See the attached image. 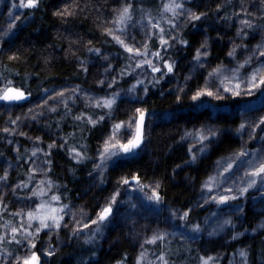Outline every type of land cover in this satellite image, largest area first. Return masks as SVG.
Returning <instances> with one entry per match:
<instances>
[{"label":"trees","instance_id":"obj_1","mask_svg":"<svg viewBox=\"0 0 264 264\" xmlns=\"http://www.w3.org/2000/svg\"><path fill=\"white\" fill-rule=\"evenodd\" d=\"M7 1L11 2L10 7L3 6ZM122 2L123 0H41L39 8L17 7L12 9V15L9 16V9L13 4L18 5L17 0H13V2L12 0H0V33L8 29L15 17H20L15 21L16 26L7 35H0V83L4 80H12L16 86H22L32 93L30 100L24 104L18 106L0 104V153H3L0 155V175H3L7 169L10 177L8 188L0 183V193H7L5 203L8 204V208L0 210V216H3L4 220L9 219L11 213L9 205L14 200H22V195L29 192L25 189V192L27 191L25 193L22 189L13 195L10 189L13 184H18L21 180L27 181V172L31 168L28 158L33 143L39 145L42 152L49 153L44 159L51 160L52 163L44 164L42 168L51 170L48 178L60 186L61 202L71 205L73 211L84 208L85 212L94 219L93 209L98 211L99 207L103 206L102 195H105L106 192L112 193L119 187L123 197L127 188L125 189V186L120 184V177L127 176L129 173H138L142 176L145 185L154 187L157 181L160 182L161 187L158 191H160L163 201L155 209V214L137 215L132 232L142 234V237L150 236L153 231L168 227V225L164 226L160 223L159 219L161 220L163 217L167 218L166 221L169 224L177 225L180 221L170 218L169 209H175L180 214L190 211L187 224L191 225L201 222L209 215L210 202H204L202 204L204 208L195 210L199 197L198 186L209 175L212 166L217 161L223 160L240 149L243 140L235 133V128L240 123L238 110L240 106L254 101L256 97L229 100L227 106H221V110L199 107L197 102L192 101L190 97L198 85L203 86V76L207 75L208 71L221 62L229 63L227 52L233 46V38L237 44L246 43L248 45L247 50L243 48L237 50V59L242 60L261 40L260 29L257 28L252 36L242 40L235 37L238 27V21L235 18L232 21L220 19L226 14L231 16L234 11L238 12L240 0H232L231 4H227L220 11L219 16L215 9L218 4L224 3V0H184L185 6L193 7V11H197V14L199 11L208 14L207 18H202L199 22L188 23L187 27L184 26L186 17L182 16L178 21L181 27L175 31L169 30L171 36L183 37L190 42L189 45L174 44L172 40H169V44L173 46L164 50L159 45L157 37L154 38L156 42L150 49L151 51H161L165 59L175 61L178 65L176 73L166 76L160 80L159 84L153 86L148 81L155 74H152L150 70L140 69V73L144 74L145 71L148 73L147 76L143 75L142 79L145 81V86L149 88V92L144 94L143 86H141L138 98L121 95L117 99L118 107L113 109L112 118L93 128L87 123L88 116L91 115L95 119L108 110L97 109L94 104L86 106V94L100 92L108 82H112L113 76L116 77L114 85H127V80L130 81L129 76L121 78L119 75L121 69L127 67V56L114 44L112 36L105 31V29L113 27V10L119 9ZM134 2L135 10L140 8L156 14L157 8L161 4V2L157 4V0H134ZM253 2L256 6L246 2L249 11L254 13L250 18L257 25L264 24V20L260 18V13L256 10L258 0H253ZM66 4L71 6L70 10L74 15L53 14L58 9L61 12L64 11ZM163 26L168 30V25L164 24ZM218 33H222L224 38L220 39ZM136 35L138 40H142L145 32L140 30ZM205 36L210 38V60L202 71L197 70L196 73H193L192 80L185 82L183 77L188 74L189 69L195 63L192 57L195 56V50L200 46ZM89 48L101 49L102 54L109 57L108 61L89 52ZM14 53L19 54V59L10 61L8 57ZM150 58L155 61V58ZM155 62L159 66V62ZM202 62L204 61L202 60ZM109 63L113 65L115 71L109 69L108 72H105ZM232 63L234 65L235 61ZM84 67L89 70L85 72ZM101 79L106 81L105 85L97 83ZM77 86L80 90L73 95L71 89ZM181 87L186 89V95L179 93ZM43 89H48V92L45 93ZM64 90H68L65 92L67 109L64 103L53 99L49 101L48 107H55V112H50L45 108L43 109L44 114L37 120L31 118L32 114L41 111L36 105L42 103V99L48 100L50 96ZM177 94L182 96L180 102L175 99ZM203 103L215 105L218 102L204 98ZM135 107L147 110L146 145L139 150L134 158L127 157L117 165L110 164L105 170V183L101 184L100 190L95 186L87 191L83 190L86 182L85 177L88 173L87 165L92 161L88 162L86 159L82 163H77L69 155V149L75 147L90 158L99 154L97 149L102 148V133L110 131L113 123L121 120L126 122L128 116L134 114ZM5 108L8 110L5 111ZM29 109H32V114L28 113ZM81 113H84L82 121L75 120L74 117ZM260 115H264V102L255 104L249 119L255 120ZM17 116L21 117L17 125L8 123L10 119H15ZM4 127H8L10 133H4L2 131ZM201 127L220 128L224 130V134L213 141L209 151L198 155L199 147L196 148L194 145L195 140L191 137L182 140L181 137L185 131ZM13 128H16L15 132L11 131ZM20 132H24L26 135L22 136L19 134ZM259 135L264 134L259 133L256 140L248 144L249 149L256 142L262 143ZM37 136L41 137L40 141L35 140ZM7 141H11V143H7ZM54 141L58 146L49 149L48 144ZM59 145L64 146L60 147ZM189 146H193L196 150L197 162L194 164H185V161H190L192 155L188 152ZM94 178L97 179V177ZM36 182L30 186L33 187ZM54 191L56 190L54 189ZM149 193L150 189L145 188V191L140 195L146 198L147 195H150ZM249 194L245 198H248ZM248 200L246 199L245 203L240 206L245 208L242 217L249 228L257 214L249 208ZM117 205L119 203L114 207ZM118 215L116 214V220L108 228H105V236L101 242L94 243V246L84 243V239L89 233L77 237L73 236L70 231L60 230L59 238L63 239L61 247L56 246L57 237L51 238L52 236H50L48 241L53 246L54 256L46 260L47 264H96V262L98 264H115L116 260L125 256L127 264H133L140 251L139 243L133 241L132 236L129 235L130 230L127 235L126 221ZM67 219H70V216ZM0 222L3 221L0 220ZM168 231L171 232L169 227ZM170 236L167 237L165 245L171 249L168 256L171 264H198V258L203 256L201 241L193 243L189 240L185 241V238L171 239ZM142 237L140 240L144 239ZM42 239L47 241L48 235L42 236ZM5 247L12 253L19 250L13 243H6ZM149 247L151 259H154L152 254L158 255V248L161 246L150 245ZM240 249L247 250L248 264H264V230L253 234H243L226 245L219 243V247L214 251L215 253L222 252L214 256L217 259V264H241L240 261L236 262ZM93 252L96 253L95 256L92 255Z\"/></svg>","mask_w":264,"mask_h":264},{"label":"snow or ice","instance_id":"obj_2","mask_svg":"<svg viewBox=\"0 0 264 264\" xmlns=\"http://www.w3.org/2000/svg\"><path fill=\"white\" fill-rule=\"evenodd\" d=\"M250 4L256 6L253 0H240L239 11H234L231 16L225 15L220 17L222 20L232 21L233 18L238 21V27L236 28L235 37L247 38L255 33L257 28L260 29L261 40L254 45L250 52L242 59H237L238 49L243 48L247 50L248 45L246 43H235L233 38V46L227 52V57L229 58V63L225 64L221 62L216 67L212 68L207 72V75L203 76L204 84L203 86H197L194 93L191 95L190 99L197 102L199 107H211L214 110H221V106H227L229 100L235 101L241 97L252 96L254 93H260L264 95V24L257 25L252 17L253 12L249 11L246 6ZM41 0H20L19 4H13L9 9V16L12 15V9L14 8H26V9H37L39 8ZM232 0H224V3L218 4L216 6L215 12L217 16L221 10H223L227 4H231ZM70 5L64 6V11L59 9L53 13L54 15L60 16H70L74 13L70 10ZM136 8L134 0H123L122 5L119 9H114V16L112 20L113 27L105 29L106 33L112 36V39L123 49L124 53H127V60L129 61L127 65V70L121 69L119 75L123 78L128 74V70L135 73L136 69H147L153 75L152 79L148 83L156 84L160 83L161 79L166 76L176 73L178 65L175 61H169L164 58L161 51H151V47L155 44V39L158 37L159 45L162 49L167 50L173 45L169 44V40L173 43H178L180 45H189V41L183 39V37L171 36L169 30L175 31L180 28L178 23L179 19L184 16L186 17L185 27L187 24L196 21H201L202 18H207L208 14L203 11H193V7H186L184 0H161L160 6L157 8V14L159 19H156L151 15L150 11H143L141 9V16L138 20L134 22V10ZM198 10V9H197ZM257 12L260 13V18L264 19V0H258ZM20 17H15L14 20L8 26L3 33L0 35H7L13 27L16 26L15 21L19 20ZM146 21V23H145ZM168 25V30L163 26ZM139 25L141 29L144 30V43L141 46H137V39L135 35H130L128 33V27H135ZM250 30V31H246ZM118 33V34H117ZM167 37V38H166ZM218 37L223 39V34L218 33ZM209 37L205 36L200 46L195 50V56L192 57L195 63L189 69L187 75H185L184 81L188 82L193 79V73L197 70H203L206 63L210 60V44ZM152 41L150 45L148 41ZM131 41V42H129ZM91 43V42H89ZM89 52H93L97 57L108 61L109 57L103 55L101 49L99 48H89ZM159 62V66L154 61ZM11 60H18L19 54L14 53L8 57ZM202 60L204 62H202ZM233 61H235L233 65ZM135 64V68L132 64ZM83 65V62H81ZM109 69H113L111 63L105 68V72ZM166 69V71H164ZM89 69L84 67V71L87 72ZM147 71L144 75L147 76ZM99 85H105L106 81L101 79L97 81ZM116 83V77H112V82L108 83L109 88L112 84ZM138 85L143 86V93L147 94L149 88L145 86V81L140 78H136L134 84L127 88L125 95L137 98L136 94L140 92ZM79 86L71 89V93L75 95L78 92ZM45 93L48 89H43ZM68 90L60 91L55 93L54 96H50L48 100H43L42 103L36 105L37 108L41 109L40 112L32 114V109L28 110L31 118L37 120L39 116H42L43 109L47 108L50 112H55V107H48L49 101L53 99H58L60 103H64L67 109L68 105L65 100V92ZM179 93L187 94L184 87L179 88ZM32 95L31 92L27 91L26 88L22 86H16L12 80H4L0 83V102L5 105H20L21 102L28 100ZM120 93H113L112 95H107L105 93L101 96H87L86 106L88 104H94L97 109H107L103 115L97 118H92L91 115L87 118V123L95 128L98 124L106 122L108 119L112 118L113 109L118 107L117 96ZM204 98H209L210 100H215L218 103L215 105L209 103H203ZM177 102L182 100V96L177 94L175 97ZM8 109L5 108V111ZM251 114V107L244 106L239 112L240 123L235 128V133L240 136L243 140V133L246 129H251L248 133V140H256L259 133H264V115H260L255 120H250L249 116ZM84 113L74 117L77 121H82ZM21 117L17 116L15 119H10L8 123L17 125ZM148 128L147 123V110L142 107H135L134 114L129 115L127 122L121 120L117 123L111 124L110 131L105 133V138L102 140V148H98L100 163H93V169L100 172L99 184L105 183L104 175L107 164L110 161L119 160L122 156L135 157L139 153V150L146 145V132ZM4 133H10L8 127L2 129ZM12 132L16 131V128L11 129ZM20 135L24 136L26 133L20 132ZM224 134V130L220 128L213 129L211 127L200 129H193L192 131H185L184 135L181 137L182 140L191 137L199 145V152L201 154L209 151L214 140L219 139ZM31 139V137H29ZM259 139L262 142L260 148L249 149L247 142L243 143L238 152L233 154L230 162H227L226 166L221 162L217 161V170L214 175H209L207 180L201 185L202 198L205 203L209 200L215 202L217 205H227L231 201H239L241 197H245L250 190H255L258 192L261 202L264 203V135H259ZM36 141H40L41 137H35ZM11 143V141H9ZM58 145L54 141L48 144L49 149H54ZM63 147L64 145H59ZM43 150L40 147H33L31 151L32 157H37L38 153ZM188 152L192 153L190 161H185V164L196 163L197 155L196 150L193 146H189ZM3 155V153H0ZM45 156L49 153L45 152ZM69 155L72 156L77 163H82L86 159H91L87 157L82 150H77L75 147L69 149ZM240 163L243 168V175L237 176L232 180V186L223 189V192L218 195H212L214 188H220L223 184V180L218 181V177L223 178L225 174L230 173L233 170L234 164ZM33 167L28 169L27 181L21 180L18 184H13L11 186V193L16 194L17 191L22 189H29V184H33L35 177L37 175L41 176V179L34 184V186L29 190L28 194L24 197L25 207L19 208L17 211L9 214V219L4 220L3 216H0V259L9 260L11 264H47L43 257L54 256L53 246L50 242L45 241L44 245L41 244L42 236L55 234L59 236L60 230H67L71 226V234L73 236H80L84 229H89L88 235L84 239L85 244H94L96 242V237L101 235L104 231L105 225L111 222L116 214V209L114 205L122 203L118 198L122 195V192L117 187L110 196L105 198V204L99 207V210L93 209L95 213V219L92 218L84 208H80L78 211H73L72 206L69 204L62 203V195L59 194V185L48 178L50 169H44L41 165L36 164L35 160L32 161ZM45 164H51V160H45ZM11 167V165H9ZM179 167V165H177ZM222 169V170H220ZM10 177L8 175V170L5 169L4 174L0 175V183L5 188H8ZM239 181V183H237ZM120 184L125 186V189L130 183L136 184L138 186V191L144 192L145 188H149L151 195H147L146 199L148 201L154 202L156 205H160L163 201V197L158 191L161 187L159 181L155 183V186L145 185L143 183V178L138 173H129L127 176L120 177ZM54 189L56 191H54ZM7 198V193H0V210H7L8 204L5 203ZM129 208H137L136 203H132L131 200L128 201ZM197 207H202L198 202ZM245 212V208L241 207L239 203L233 209L234 214L242 215ZM79 214V219L77 215ZM170 218L173 220L179 219L184 221L187 225V220L190 216V211H184L180 214L175 209H169ZM215 215V214H214ZM71 220H68V217ZM262 220L261 223L253 228L252 231L264 230V208L261 209ZM12 217H20L19 223ZM85 220L87 222H85ZM77 225L79 227H77ZM94 226V227H93ZM133 226L135 227V221H133ZM227 226L235 228V224L231 216L223 219L222 222H218L216 226L209 231L207 235L209 237L216 236L219 232L224 231ZM205 229L201 227L200 224H192L190 228V233L193 234L188 236V239L198 238V234L204 232ZM247 231V229H245ZM129 235L132 236L133 241L139 243L141 251L135 257L133 264H171L168 256L171 253L170 247L165 245V241L169 235H176L175 232H169L167 229L160 231H153L152 234L145 235L143 240H137L139 233L130 232ZM182 238H183V234ZM243 235L241 232H233L231 239L235 240L239 236ZM16 244L23 246L25 248V253L22 255H16L14 261L11 260L13 253L9 251L5 244ZM145 245H160L158 248L159 254L153 253L154 259L148 257L147 249ZM167 248V250H165ZM93 256L96 255L95 252L92 253ZM239 257H241V264H248V252L246 249H240L238 252ZM98 264V262H96ZM115 264H127V257H122L115 261ZM198 264H217L216 257L212 255H204L198 258Z\"/></svg>","mask_w":264,"mask_h":264},{"label":"rangeland","instance_id":"obj_3","mask_svg":"<svg viewBox=\"0 0 264 264\" xmlns=\"http://www.w3.org/2000/svg\"><path fill=\"white\" fill-rule=\"evenodd\" d=\"M12 2H13V0H12ZM19 2H20V0H17L18 4H19ZM160 2H161V0H157V4H159ZM1 3H3V2L1 1ZM4 3L5 4L3 6L10 7L11 2L9 3V1H7V3L6 2H4ZM143 11H146V10L143 9ZM147 11H149V10H147ZM141 14H142V12H141L140 8H138V10L136 9L134 11V22H135V20H138L140 18ZM151 15L154 16L156 19H159L158 14H156L154 12L153 13L151 12ZM145 23H146V21H145ZM140 30L144 31L143 29H141V27L139 25H136L135 27H132V26L128 27V33L130 35H135L136 36L137 46H141L144 43V37L142 38V40H138V37L136 35ZM113 42H114L115 45H117V47H119L123 51V49L114 40H113ZM129 42H131V41H129ZM150 42H151V40L148 41L149 44H150ZM125 54L127 56V53H125ZM128 63H129V61L127 60L126 66L128 65ZM132 67L135 68V64L134 63L132 64ZM125 70H127V67L125 68ZM143 75H144L143 72L140 73V69H136L135 73H133L130 70H128V74L125 75V76H129L130 77V79H129L130 81L127 80V83H126L127 85H120V84L114 85V84H112V87L109 88L107 86V84L109 83L108 82L105 85V87L100 92H96V93H93V94H86V95L87 96H101V95H104L105 93H107V95H112L113 93H120V95L117 96V99L121 95L133 98L132 96L125 95V92H126L128 87H130L132 84L135 83L137 77L142 79ZM124 86H127V87H124ZM137 87L140 88V92H141V86L138 85ZM83 93H86V92L83 91ZM139 93L136 94L137 98H138ZM245 97H248V98L256 97V99L254 101H250V102L240 106V108L238 110L239 112L243 109L244 106H250L251 107V111H253V109L255 107V104H257L259 102H264V95H261L260 93H254L252 96H245ZM1 105H4V104H1ZM258 117L259 116H257L256 118H258ZM35 128H38V126H35ZM250 130H251L250 128L246 129L244 131V134H243L242 144L247 142V146L251 142V141L248 140V133H249ZM102 136H103V138H105V133L104 134L102 133ZM7 143H9V141H7ZM197 144L198 143L195 141L194 145H196V148H198V147L200 148V145L199 144L197 145ZM11 145H13V144H11ZM260 146H261L260 142L259 143L256 142V144H254V146L251 149H258V148H260ZM32 147H39V145H36L34 143L31 144L30 155H29V158H28L29 162H30V167L32 168L34 166L33 163H32L33 160H35L36 164H39L42 167L45 164L44 163V161H45L44 158L46 156L44 155V152H40V153H38L37 157H32L31 156V151L33 149ZM199 148H198V150H199ZM239 150H237L236 152H238ZM234 153H232L231 155H229L226 158H224L223 160H221V162L226 166L227 162H230V160L233 157ZM198 155H201V153L199 152ZM126 158H127L126 156H122L119 160L110 161L107 164L106 168L110 164L111 165H117V164L123 162ZM90 161H92V163L87 165V168H88L87 172L88 173L86 175L87 177H85L86 178V182H85V184L83 186V190H86V191L91 189L93 186H95L97 188H99L101 186V184H99L100 172L98 170L94 171V169H93V163L94 162L95 163H100L99 154H97V155L95 154L94 156L91 157L90 160L88 159V162H90ZM216 170H217V163L212 166L211 172L209 173V175H214ZM220 170H222V169H220ZM241 175H243V168L241 167L240 163L237 162L236 164H234L233 170L230 173L225 174V177H223V178H220V177L217 178L218 181L223 180V184H222V186L220 188H214L212 195H218L219 193L223 192L224 188L231 187L232 186V180L235 179L237 176H241ZM208 176L205 178L204 181H202L199 184L198 189H197L198 193H199V197H198L197 202L200 205H202L205 202V200L202 198V191H204V190L201 188V185L207 180ZM94 177H97V179H95ZM40 179H41V176L37 175L35 177V181L34 182L39 181ZM237 183H239V181H237ZM31 188L32 187L29 184V189H27V190H30ZM137 189H138V186L136 184H133V183L129 184L127 186V190L123 194V197L121 196V197L118 198L120 201H122V203H119V205H117L115 207L116 214H119L118 217H122L126 221V226L128 227L127 228V232H126L127 235H128V230H130L132 232V228L134 227L133 226V221L136 222L137 215L147 216V215H150V214H155V209H157V207H158V205H156L154 202L148 201L146 198H144L142 195H140L141 192L138 191ZM99 190H100V188H99ZM24 192H25V189H24ZM99 192L102 193L103 191H99ZM249 193H247V194H249L248 195L249 196L248 198H250L249 200H248V198H245L247 196V194H246V196L245 197H241L238 202L237 201H231L227 205H217L215 202H212L211 200H209V202L211 204V207L209 209V215L207 216V218L202 219L201 222H197L196 223V224H200L201 227L203 229H205V231L200 233V234H198V238H195V239H188L187 238L188 236L193 235V234L190 233L191 224L185 225V222L184 221H180V220H179L180 222L178 221L179 223L177 225H174V223H170L169 224V222L166 221L167 220L166 217L161 218V220L159 219V221L164 226L168 225V227L171 229V232H175L176 233V235H174V236L171 235L170 236L171 239H174V238L183 239V238H185L184 239L185 241L189 240L190 242H193V243H196V242H198L200 240L201 241L202 255L203 256L204 255L215 256L216 254H221L222 253L220 251H218L216 253L214 252L219 247V243H222V244L226 245L229 241H232L231 235H232L233 232H241L243 234H253V233H257V232L261 231V230H257L256 232H253L252 229L256 228L257 225L261 223V220H262L261 209L264 208V203L261 202V198H260V196H259L257 191L250 190ZM99 194H97L98 197H99ZM110 194L111 193H107L106 192L105 195H102V199L101 200L103 202V205L105 204V198L110 196ZM149 194L151 195V192ZM26 195L27 194L22 195V200H20V201L14 200L13 203L9 205V206H11V209H10L11 213L17 211L19 208L25 207L24 197ZM246 199L248 200L249 208L252 209L257 214L256 217L253 220V224L249 228L245 224L242 215L233 213V209L237 206V203H239V205H242V204L245 203ZM129 200H131L132 203H136L137 204V208H135V209L129 208V206H128V201ZM202 208H204L203 205H202V207H197L196 206L195 210H201ZM142 211H143L144 214L142 213ZM165 212L167 213V211H165ZM116 214L113 217V219L111 220V222L108 223L107 225H105L104 230H105V228H108L110 226V224L116 220ZM132 215H134L135 217H131ZM228 216L232 217L233 222L235 224V228H232L231 226H227L224 229V231L219 232L216 236L209 237L207 235V233L209 231H212V229L216 226V224L218 222H222L223 219L227 218ZM77 218L78 219L80 218L79 214L77 215ZM142 218H144V217H142ZM12 219L16 220L17 223H19V221H20V217H12ZM68 220H71V217ZM85 222H87V221L85 220ZM0 223H3V222H0ZM77 227H79V226L77 225ZM168 227L165 226L164 228H161L160 231H163L165 229L168 230ZM245 229H247V231H245ZM64 231H67V232L70 231L71 232V226H70L69 229L64 230ZM86 233H89V229H84L83 233L80 236H82V235L85 236L84 234H86ZM181 234H183V238H182ZM50 236H52L51 238H53V236H56V235L55 234L48 235L47 241L49 240ZM104 236H105V233L103 231V233L101 235H98L96 237V242L95 243L101 242V239H103ZM142 236H143L142 234L139 235L137 237V240H140ZM56 237H57L56 238L57 241L55 242L56 246L61 247V245L63 244V239L59 238V236H56ZM142 238H145V237H142ZM170 238H169V240H170ZM44 242H45V240L41 239V244L46 246L44 244ZM93 246H94V244H93ZM149 246L150 245H145V248L147 249L148 257L151 259V253H150V247ZM215 246H217V247H215ZM17 247L19 248V250H18V252L13 253V256L11 258L12 261H14L16 255H22L26 251L23 246L17 245ZM140 251H141V249H140ZM49 258L50 257H43V259L45 261L48 260ZM239 261L241 262V257H239V255H237L236 262L238 263ZM0 264H11V261L0 259Z\"/></svg>","mask_w":264,"mask_h":264},{"label":"water","instance_id":"obj_4","mask_svg":"<svg viewBox=\"0 0 264 264\" xmlns=\"http://www.w3.org/2000/svg\"><path fill=\"white\" fill-rule=\"evenodd\" d=\"M31 96L28 98V100L21 102L20 104H24L30 100ZM0 104H4L3 102H0ZM5 105V104H4Z\"/></svg>","mask_w":264,"mask_h":264}]
</instances>
